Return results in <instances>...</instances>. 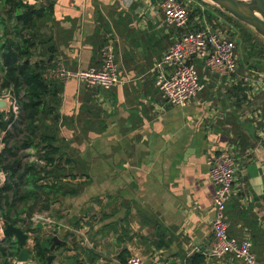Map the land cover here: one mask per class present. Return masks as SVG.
I'll use <instances>...</instances> for the list:
<instances>
[{"label":"crops","instance_id":"0c3cea01","mask_svg":"<svg viewBox=\"0 0 264 264\" xmlns=\"http://www.w3.org/2000/svg\"><path fill=\"white\" fill-rule=\"evenodd\" d=\"M48 1L53 14L39 31L55 45L49 59L71 69L100 66L101 46L112 41L119 77L108 88L59 82L58 140L72 160L65 173L83 186L76 195H50L51 209L40 211L50 222H40L38 232L52 230L64 242L49 251L50 264H125L119 256L186 264L194 254L203 264H245L231 254L209 255L214 184L206 159L224 149L235 160L227 231L248 240L255 264H264V79L204 71V89L185 106L165 104L154 65L177 36L147 8L155 0H0L3 27L22 29L15 20L20 2ZM40 50L32 62L44 59ZM96 214L98 223L94 216L90 224ZM29 235L27 261H17L16 242L11 264L35 263Z\"/></svg>","mask_w":264,"mask_h":264},{"label":"trees","instance_id":"16d2710c","mask_svg":"<svg viewBox=\"0 0 264 264\" xmlns=\"http://www.w3.org/2000/svg\"><path fill=\"white\" fill-rule=\"evenodd\" d=\"M5 1L10 3L12 0ZM19 5L23 10L15 20L22 29L28 31V36H24L18 26L8 32L3 27V19H0V62L3 70L1 87L12 88L18 97V115L15 116L11 109L8 114L0 111V145L3 143L0 150V172L5 174L0 185V216L4 226L12 224L30 234L29 232L39 231L32 217L49 208V200L52 199L49 198L50 195H76L83 182L70 184L68 179L76 177L65 173V165L72 160L66 157L63 161L66 153L58 140L60 83L46 81L42 76L44 68L54 61L49 58L55 51V45L51 36L39 31V26L52 16L54 3L42 2L39 7L22 2ZM106 42L105 40L102 46ZM38 45L41 46L40 53L45 57L32 62ZM9 126L23 133L22 139L11 143L9 139L13 133ZM25 149H35L36 159L27 160L25 156L22 157L19 153ZM40 201L43 204L33 209L32 205ZM33 239L34 264H46L50 236L41 238L35 234ZM18 252L19 248L12 236L0 238V264H11ZM119 259L121 263H125L124 257L119 256ZM203 263V256L198 254L186 259V264Z\"/></svg>","mask_w":264,"mask_h":264},{"label":"built area","instance_id":"2783aa9c","mask_svg":"<svg viewBox=\"0 0 264 264\" xmlns=\"http://www.w3.org/2000/svg\"><path fill=\"white\" fill-rule=\"evenodd\" d=\"M191 6L198 10L192 17L189 16ZM147 8L154 11L155 8L159 9L167 26L184 29L154 65V86L165 104L185 106L204 89L205 84L195 68L196 60L201 61L204 69L211 74L229 76L236 73L235 40L228 30L206 23L204 13L206 8L201 3L195 0H155L149 2ZM100 56V66L77 69L67 67L61 60H55L44 68L42 76L50 82L74 80L89 88L96 86L108 88L119 82L112 41H107L101 47ZM206 165L208 175L214 184L209 255L219 257L231 254L245 264H255L250 242L231 236L225 222L226 204L234 180V156L226 149L219 150L207 157ZM32 220L35 223L50 222L49 217L43 214L34 215ZM3 229L0 222V236L3 235ZM125 264H143V261L137 256H130Z\"/></svg>","mask_w":264,"mask_h":264},{"label":"rangeland","instance_id":"374dc122","mask_svg":"<svg viewBox=\"0 0 264 264\" xmlns=\"http://www.w3.org/2000/svg\"><path fill=\"white\" fill-rule=\"evenodd\" d=\"M195 1L201 3L203 5V7L205 6L206 11L204 13H205V17H206L205 21L207 24H212L215 27L220 26V27L228 30L230 36L233 37V39L235 40V43H236V64H237L236 72H238L240 74H246L248 76H252L253 78L261 77L264 79V38L261 37L259 34H257L252 28H250L247 25L239 22L238 20L233 18L231 15L227 14L225 11H223V10L219 9L218 7H216L215 5L211 4L209 1L208 2L206 0H195ZM155 11L161 15V12L159 9L155 8ZM189 11H190V14H189L190 17L193 14L196 15L198 13V10L192 6L190 7ZM161 24L165 28H168V30L173 31L172 33H170V35L173 34V35H176L177 37H179V35L184 32V29L176 30L172 27L167 26L163 22V17H162ZM176 38H174V39H176ZM172 42H173V40L171 39L170 42H168V44H167V48ZM195 68H196V71L198 72V75H199L201 81L205 80L203 77V74H204V71L205 72H208V71L206 69H204L203 63L201 61L196 60L195 61ZM2 74H3V70H2L1 65H0V98H6L10 101V109L12 110V112L16 116V115H18V108H16V107H18V104H17L18 97L15 96V91L12 88L5 89V88L1 87V76H2ZM259 75H261V76H259ZM20 97H21V95H20ZM10 109H9V111H10ZM9 111H5V112H7L6 114H8ZM47 123H49V121ZM9 129L13 133L9 139V141L11 143H15L18 140L22 139L23 133L15 131L10 126H9ZM2 147H3V143H1V145H0V150L2 149ZM19 154L23 155L22 157L25 156V159H27V160H33V159H36V157H37V152L35 149H25V150L21 151ZM66 157H67V155H65V157L63 158V161ZM39 164H43V163L39 162ZM69 164H71V163H69ZM4 178H5V174L0 172V185L2 184ZM49 198H50V196H49ZM29 203L31 204V201ZM41 204H43L42 201H40L38 204L32 205L33 209L40 207ZM49 204H50L49 208L46 210L47 212L51 209V206H52L50 200H49ZM22 216H23V214H22ZM94 216H96V221L98 223V219L100 218V216L98 214H96V215L90 216V218H89L90 224H94V222H93V221H95ZM0 222H2V224H3L1 216H0ZM89 222H87V223H89ZM3 227L5 228L6 226L3 225ZM97 230L98 231L96 233L99 232V228ZM52 232H53L52 230H49V232L45 231L44 233L29 232L31 234V235H29V237L33 236V238H34V236L36 234V235L40 236L41 238H48V236H50ZM6 236H8V235H6ZM9 236H12V235H9ZM4 237H3V235L0 236V238H4ZM81 239H82V237H81ZM90 239H91V235H87L86 240L82 239L83 244H84L83 248H86V249L89 248L86 246V244L89 245V241L91 242ZM33 241H34V239H33ZM31 250H32V248H31Z\"/></svg>","mask_w":264,"mask_h":264},{"label":"water","instance_id":"95a60500","mask_svg":"<svg viewBox=\"0 0 264 264\" xmlns=\"http://www.w3.org/2000/svg\"><path fill=\"white\" fill-rule=\"evenodd\" d=\"M219 9L225 11L239 22L252 28L257 34L264 38V0H208ZM10 101L6 98H0V111H9ZM41 223L36 224L40 228ZM53 233V232H52ZM51 233V244L49 251L53 252L55 247L62 245L64 242L57 235ZM3 237L6 235L14 236L20 252L17 256L18 262H25L29 257L28 249L25 244L28 240V234L23 232L20 227L12 224L6 225L3 229ZM48 236V235H47ZM55 258L54 254H49L45 258L46 264H50Z\"/></svg>","mask_w":264,"mask_h":264},{"label":"bare ground","instance_id":"6f19581e","mask_svg":"<svg viewBox=\"0 0 264 264\" xmlns=\"http://www.w3.org/2000/svg\"><path fill=\"white\" fill-rule=\"evenodd\" d=\"M208 2V0H206ZM210 2V1H209ZM211 3V2H210ZM212 4V3H211Z\"/></svg>","mask_w":264,"mask_h":264}]
</instances>
